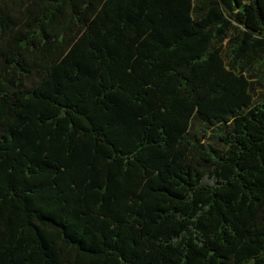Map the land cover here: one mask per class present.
I'll return each mask as SVG.
<instances>
[{"label":"trees","instance_id":"1","mask_svg":"<svg viewBox=\"0 0 264 264\" xmlns=\"http://www.w3.org/2000/svg\"><path fill=\"white\" fill-rule=\"evenodd\" d=\"M263 79L264 0H0V264H264Z\"/></svg>","mask_w":264,"mask_h":264},{"label":"crops","instance_id":"2","mask_svg":"<svg viewBox=\"0 0 264 264\" xmlns=\"http://www.w3.org/2000/svg\"><path fill=\"white\" fill-rule=\"evenodd\" d=\"M260 79H262V78H260ZM260 81L264 83V79L260 80ZM254 88L256 89L255 98H262L264 96V87L262 88L261 84L256 82L254 85Z\"/></svg>","mask_w":264,"mask_h":264},{"label":"rangeland","instance_id":"3","mask_svg":"<svg viewBox=\"0 0 264 264\" xmlns=\"http://www.w3.org/2000/svg\"><path fill=\"white\" fill-rule=\"evenodd\" d=\"M226 55V54H225ZM203 122L200 121L198 118L194 119V125H193V130L197 131L200 125H202ZM211 143H214V141L210 140Z\"/></svg>","mask_w":264,"mask_h":264}]
</instances>
